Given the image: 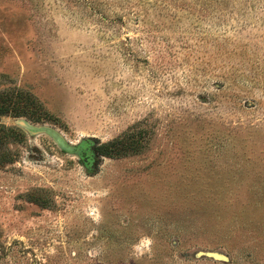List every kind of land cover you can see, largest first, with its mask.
Returning a JSON list of instances; mask_svg holds the SVG:
<instances>
[{
  "label": "rangeland",
  "instance_id": "374dc122",
  "mask_svg": "<svg viewBox=\"0 0 264 264\" xmlns=\"http://www.w3.org/2000/svg\"><path fill=\"white\" fill-rule=\"evenodd\" d=\"M10 89L0 264H264V0H0Z\"/></svg>",
  "mask_w": 264,
  "mask_h": 264
},
{
  "label": "trees",
  "instance_id": "16d2710c",
  "mask_svg": "<svg viewBox=\"0 0 264 264\" xmlns=\"http://www.w3.org/2000/svg\"><path fill=\"white\" fill-rule=\"evenodd\" d=\"M42 112L41 104L27 92L17 89L0 92V117H26L32 122L40 123ZM134 136V131H127L110 142L99 144L94 150L97 155L104 157L137 152L138 144L133 140ZM24 140L25 134L21 129L0 123V169L14 163L18 154L12 147Z\"/></svg>",
  "mask_w": 264,
  "mask_h": 264
},
{
  "label": "water",
  "instance_id": "95a60500",
  "mask_svg": "<svg viewBox=\"0 0 264 264\" xmlns=\"http://www.w3.org/2000/svg\"><path fill=\"white\" fill-rule=\"evenodd\" d=\"M18 125L20 127L25 128V129L32 130V128L30 127V125L27 122H25V121H22V120L18 121Z\"/></svg>",
  "mask_w": 264,
  "mask_h": 264
},
{
  "label": "clouds",
  "instance_id": "9594fccd",
  "mask_svg": "<svg viewBox=\"0 0 264 264\" xmlns=\"http://www.w3.org/2000/svg\"><path fill=\"white\" fill-rule=\"evenodd\" d=\"M151 242L150 241H145V244H150Z\"/></svg>",
  "mask_w": 264,
  "mask_h": 264
}]
</instances>
